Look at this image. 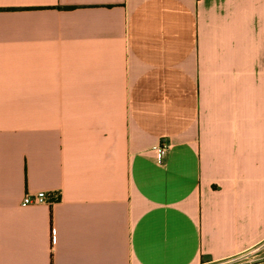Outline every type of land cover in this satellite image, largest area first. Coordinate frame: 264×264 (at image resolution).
<instances>
[{
	"label": "crops",
	"instance_id": "0c3cea01",
	"mask_svg": "<svg viewBox=\"0 0 264 264\" xmlns=\"http://www.w3.org/2000/svg\"><path fill=\"white\" fill-rule=\"evenodd\" d=\"M263 241L264 0H0V264Z\"/></svg>",
	"mask_w": 264,
	"mask_h": 264
},
{
	"label": "built area",
	"instance_id": "2783aa9c",
	"mask_svg": "<svg viewBox=\"0 0 264 264\" xmlns=\"http://www.w3.org/2000/svg\"><path fill=\"white\" fill-rule=\"evenodd\" d=\"M167 146L160 147V154L165 156ZM51 202L47 198L46 192H38L34 195H26L23 200L24 206L39 205V204H50ZM264 252V241L252 248L241 257L242 260H248L250 258L258 257L260 253Z\"/></svg>",
	"mask_w": 264,
	"mask_h": 264
}]
</instances>
